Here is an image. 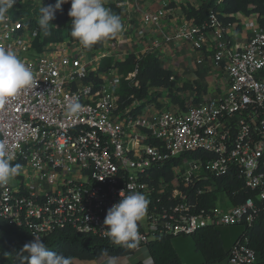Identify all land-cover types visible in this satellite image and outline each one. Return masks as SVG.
<instances>
[{
    "label": "built area",
    "instance_id": "2783aa9c",
    "mask_svg": "<svg viewBox=\"0 0 264 264\" xmlns=\"http://www.w3.org/2000/svg\"><path fill=\"white\" fill-rule=\"evenodd\" d=\"M166 7L143 13L141 23L157 26ZM250 17L255 26L241 45L228 33L237 31L236 20L223 25L213 13L200 25L185 19L164 33L162 44L153 40L162 49L184 42L198 54L195 65L213 77V87L178 93L152 88L155 98L145 103L132 94L128 104L118 94L122 77L100 67L118 37L97 52L64 41L36 54V31L9 18L0 26V47L18 55L36 84L0 108V140L12 163L22 165L12 185H0V216L35 236L69 227L107 238V211L131 185L149 201L138 222L140 247L208 226L251 228L264 215V25ZM144 39L139 33L135 41ZM136 75L134 69L124 79L139 89ZM72 104L80 108L70 112ZM231 172L242 183L232 196L244 190L250 197L233 205L222 193L205 202ZM255 261L242 237L225 264Z\"/></svg>",
    "mask_w": 264,
    "mask_h": 264
},
{
    "label": "trees",
    "instance_id": "16d2710c",
    "mask_svg": "<svg viewBox=\"0 0 264 264\" xmlns=\"http://www.w3.org/2000/svg\"><path fill=\"white\" fill-rule=\"evenodd\" d=\"M188 11L184 14L186 20H192L194 24L200 25L208 19L210 13L227 25L235 22L236 15L250 16L255 15L258 25H264V0H187ZM34 3H24L9 11V18L12 21L22 20L30 30L36 31V36L32 41V50L36 54L42 53L45 47L62 44L64 41H75L71 35V18L68 11L70 3L62 5L60 11L55 14L52 21L53 28L51 35L45 36L38 26L39 6ZM56 0H43L44 6L55 4ZM106 7L121 17L122 9L114 4ZM114 41V39L109 40ZM106 43L97 44L91 49H82L86 52H97L104 48ZM101 69L113 68L122 77L119 86V97L125 103H130L127 98L133 94V99L142 100L145 103L157 96V93L149 94L148 90L152 88H168L170 93L182 92L190 89L189 84L178 87L176 82L171 80L172 73L163 68L160 64L158 55L146 53L139 57L129 54L121 61H113L111 58H105L100 63ZM134 69H137L136 80L139 82V89H134L124 78ZM173 101L179 99L175 96ZM242 183L234 173H229L218 182L217 191L206 197L205 202L210 203L217 195L225 193L231 203L236 205L244 199L250 197V193L242 190L237 197L232 196L235 189L240 188ZM205 206V205H204ZM219 227L208 226L197 230L188 236L195 250H197L205 264H215L226 262L229 250L222 246ZM34 234L26 225H16L9 223L0 216V264H24L17 252L27 243L34 240ZM43 240L47 247L57 253H63L65 256L74 259H94L103 256L105 251L107 256H121L132 253L134 250H128L114 246L108 238H99L91 234H80L72 228L65 227L56 229L46 235L36 236ZM184 237V236H183ZM246 237L247 246L251 248L256 255L255 264H264V215H261L251 228H244L238 239ZM176 237L163 236L157 237L151 241L147 248L153 260V264H181L175 249L173 248V239ZM237 239V240H238ZM27 255V253H24Z\"/></svg>",
    "mask_w": 264,
    "mask_h": 264
},
{
    "label": "clouds",
    "instance_id": "9594fccd",
    "mask_svg": "<svg viewBox=\"0 0 264 264\" xmlns=\"http://www.w3.org/2000/svg\"><path fill=\"white\" fill-rule=\"evenodd\" d=\"M17 0H0V26L9 19V11ZM70 3L68 16L71 18V37L84 49L107 43L117 38L124 30L122 19L105 6V0H56V3L39 6L38 26L45 36L51 35L52 21L62 5ZM36 79L32 70L9 48L0 47V108L18 98L24 91L33 88ZM79 104L69 106L76 112ZM22 165L13 164L8 155V146L0 140V185H7L21 170ZM127 193L120 192V201L108 209L102 230L114 246L128 250L140 247L141 236L138 222L147 213L149 201L144 194L127 185ZM27 253V255H24ZM24 264H73L72 257L50 250L39 237L27 243L17 252ZM107 256V252L104 253ZM116 258L109 257L108 264Z\"/></svg>",
    "mask_w": 264,
    "mask_h": 264
},
{
    "label": "crops",
    "instance_id": "0c3cea01",
    "mask_svg": "<svg viewBox=\"0 0 264 264\" xmlns=\"http://www.w3.org/2000/svg\"><path fill=\"white\" fill-rule=\"evenodd\" d=\"M115 4L122 9L121 19L125 22L123 32L118 36L115 45L112 46V60L123 59L129 54L140 56L145 53L158 55L160 64L163 68L169 70L172 75L171 79L176 82L178 87L189 84L190 87L205 86L213 87V77L207 70H202L195 65L197 53L191 51L184 42H177L170 46L156 47L153 40H158L162 44V36L173 27L179 25L185 20V13L188 11L187 0H117ZM168 1V2H167ZM191 2V3H189ZM167 3L166 16L163 17L157 26L145 25L141 23L143 13H156L163 9ZM111 4L110 0H105V6ZM245 17V18H243ZM236 22L239 24L237 31L229 30L232 34V42L236 45L244 43L255 26V20L250 16H235ZM139 33L145 35V39L141 43H136L135 38ZM210 74V75H209ZM188 237V236H187ZM184 242L185 237L180 236L173 239V248L179 257L181 264H191L192 261L181 257L177 249V242ZM187 246V245H186ZM187 249L192 251L190 247ZM186 249V250H187ZM109 257H115V264H153L147 247H139L132 253L121 256H99L94 259H74L73 264H108ZM152 260V259H151ZM220 262L219 264H225ZM205 264L203 260L199 263ZM216 264V263H215Z\"/></svg>",
    "mask_w": 264,
    "mask_h": 264
},
{
    "label": "rangeland",
    "instance_id": "374dc122",
    "mask_svg": "<svg viewBox=\"0 0 264 264\" xmlns=\"http://www.w3.org/2000/svg\"><path fill=\"white\" fill-rule=\"evenodd\" d=\"M24 3L38 4L39 0H17L15 7H19L20 5ZM31 55H32L31 53H28L26 57L31 58ZM14 181H15V178H13L9 182V184L12 185ZM218 230H219V235H220L222 246L224 247L225 250H228L231 248L234 242L238 239V237L242 234L244 227L236 225V226H228V227H219ZM177 244H178L177 249L179 250V253L181 257L183 258V260L186 259V260L192 261L191 264H194L195 262L199 263L200 260H203L201 254L197 250H195L193 242L191 241L189 237H185L184 242L179 241L177 242ZM187 247H190L192 251L189 252ZM216 264H219V263H216Z\"/></svg>",
    "mask_w": 264,
    "mask_h": 264
}]
</instances>
